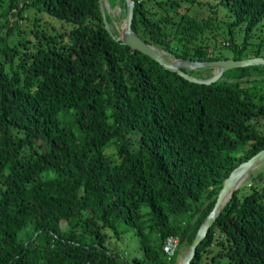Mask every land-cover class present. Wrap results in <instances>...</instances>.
<instances>
[{"label": "trees", "instance_id": "1", "mask_svg": "<svg viewBox=\"0 0 264 264\" xmlns=\"http://www.w3.org/2000/svg\"><path fill=\"white\" fill-rule=\"evenodd\" d=\"M180 1L134 0L132 29L175 58L218 59L170 49L211 24ZM219 2L244 25L237 52L255 26L264 42V0ZM28 5L72 27L23 29ZM232 69L186 80L110 34L98 0H0V264H174L164 240L188 247L223 180L264 149V64ZM239 188L189 264H264V183ZM125 236L129 253L110 243Z\"/></svg>", "mask_w": 264, "mask_h": 264}, {"label": "rangeland", "instance_id": "2", "mask_svg": "<svg viewBox=\"0 0 264 264\" xmlns=\"http://www.w3.org/2000/svg\"><path fill=\"white\" fill-rule=\"evenodd\" d=\"M105 11L109 13L112 19V27L116 36H120L125 25V17L126 12L123 10L122 6L119 3H113L115 0H103ZM182 7L185 5L189 6L188 14L190 16L196 17L197 19H210L211 24H209V28L199 36L198 39H195L193 43L186 42L181 40V42H173L171 44L173 46L174 51H186L191 55L193 54L198 58H208V57H218V59H235L234 57L240 56L243 58L246 57H264V42L260 43L262 38V32L259 30L258 26H255L250 32L248 38L246 39L245 46L246 48L240 52L238 51V46L244 41V25H231L234 21L233 14L229 11L228 7L221 4L219 0H196L194 4L187 3L183 0L180 1ZM111 5V6H110ZM126 8V2H125ZM24 14L30 19H25L20 22V26L23 29L30 26L32 19H36L37 22L46 26L50 30L56 29H67L69 30L72 27V23L66 22L64 20H60L56 17L48 15L46 12L36 11L35 8L28 5L24 9ZM54 26V29H52ZM112 29V28H111ZM112 30V31H113ZM21 32V37L27 34ZM28 36V34H27ZM29 37L30 36L29 34ZM20 38L17 33H14L13 37L10 40H16ZM229 41H226L228 40ZM231 39V40H230ZM232 42V45L230 43ZM199 46L197 52H193L192 48ZM165 57L168 59L174 60L176 59L172 54L159 50ZM240 53V54H239ZM216 60V59H214ZM207 61V60H203ZM185 72L195 78H206L213 74L215 69L211 67H198V68H183ZM234 69H229L225 71L224 76H220L223 80H231V76L233 75ZM227 75V76H226ZM219 78V79H220ZM260 128L264 129V120H260ZM114 147H109L107 152H113ZM250 171V172H249ZM248 173L244 176V179L240 183V188L238 194L241 196L246 194L250 190V185L255 184V186L259 189L263 187V181H258L257 178L253 177L257 176V174L264 173V161L253 167L249 170ZM218 233H216L217 235ZM110 243L113 246H116L120 250H126V252H130L134 250V247L137 246V242L130 236H125L121 240L111 239ZM189 247V246H188ZM188 247L185 245H179L175 254V260L180 261L184 255L187 253ZM218 246L216 244L212 245V252H217ZM219 256V255H218ZM226 257L220 256V261L224 263Z\"/></svg>", "mask_w": 264, "mask_h": 264}, {"label": "water", "instance_id": "3", "mask_svg": "<svg viewBox=\"0 0 264 264\" xmlns=\"http://www.w3.org/2000/svg\"><path fill=\"white\" fill-rule=\"evenodd\" d=\"M126 2V17L125 25L120 36H116L123 44L128 45L130 48L137 50L160 64L163 68L175 72L181 77L190 82L210 84L220 78V76L227 70L236 67H245L253 65L264 64V57H246L240 59H216V60H192L176 58L174 60L168 59L161 52L156 50L153 46L146 43L139 35L132 29L131 22L133 17L134 0H125ZM98 6L105 29L112 34L109 23L105 15L104 1L98 0ZM115 37V36H114ZM198 68V67H211L215 69L213 74L206 78H195L183 70V68ZM264 161V149H261L248 160L241 162L235 167L230 174L223 180L222 186L217 194L215 203L211 211L207 214L204 221L198 228L192 242L190 243L187 253L180 261H175L174 264H189L195 255L196 246L206 236L208 229L213 224L215 218L220 213L221 207L228 201L233 190L237 189L244 179V176L253 167L257 166Z\"/></svg>", "mask_w": 264, "mask_h": 264}, {"label": "built area", "instance_id": "4", "mask_svg": "<svg viewBox=\"0 0 264 264\" xmlns=\"http://www.w3.org/2000/svg\"><path fill=\"white\" fill-rule=\"evenodd\" d=\"M180 240L176 236H168L163 242V252L167 260H171L178 249Z\"/></svg>", "mask_w": 264, "mask_h": 264}]
</instances>
